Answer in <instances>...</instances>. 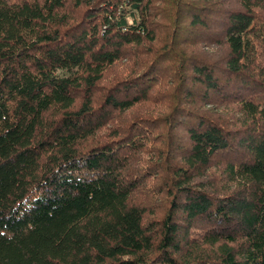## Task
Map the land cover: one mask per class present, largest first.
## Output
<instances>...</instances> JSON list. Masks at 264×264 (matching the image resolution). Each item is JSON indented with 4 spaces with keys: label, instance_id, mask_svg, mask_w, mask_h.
<instances>
[{
    "label": "trees",
    "instance_id": "obj_1",
    "mask_svg": "<svg viewBox=\"0 0 264 264\" xmlns=\"http://www.w3.org/2000/svg\"><path fill=\"white\" fill-rule=\"evenodd\" d=\"M231 1L0 0V264H264V0Z\"/></svg>",
    "mask_w": 264,
    "mask_h": 264
},
{
    "label": "rangeland",
    "instance_id": "obj_2",
    "mask_svg": "<svg viewBox=\"0 0 264 264\" xmlns=\"http://www.w3.org/2000/svg\"><path fill=\"white\" fill-rule=\"evenodd\" d=\"M221 1L222 2L224 1L225 5H232L233 4L231 0H221ZM166 6L167 5H165L163 3L160 5V7H162V8H165ZM162 14H163V12H162ZM158 20L160 21V23L162 22L163 24L166 22V19L165 18L163 19L161 15L158 17ZM190 48H194V50H200L201 52H206L208 54L215 51V49H211V47L209 48V47H201V46H194L193 45V46H190ZM133 68L134 67H133L132 61L127 62L126 60H123L122 62H120L114 68H112L110 70V72L108 73V77L113 78L114 76H117V75L127 74Z\"/></svg>",
    "mask_w": 264,
    "mask_h": 264
}]
</instances>
